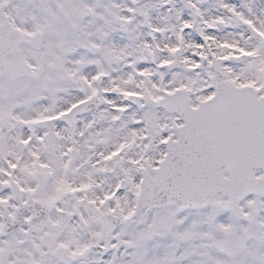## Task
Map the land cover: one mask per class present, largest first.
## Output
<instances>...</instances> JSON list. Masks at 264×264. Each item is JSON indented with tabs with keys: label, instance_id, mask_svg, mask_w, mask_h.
I'll return each instance as SVG.
<instances>
[{
	"label": "snow or ice",
	"instance_id": "6c2138e0",
	"mask_svg": "<svg viewBox=\"0 0 264 264\" xmlns=\"http://www.w3.org/2000/svg\"><path fill=\"white\" fill-rule=\"evenodd\" d=\"M0 264H264V0H0Z\"/></svg>",
	"mask_w": 264,
	"mask_h": 264
}]
</instances>
